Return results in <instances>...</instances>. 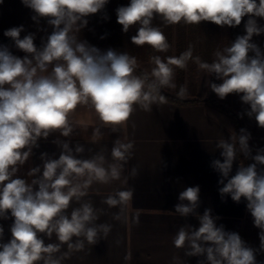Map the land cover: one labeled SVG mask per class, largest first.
<instances>
[{"label":"clouds","instance_id":"clouds-1","mask_svg":"<svg viewBox=\"0 0 264 264\" xmlns=\"http://www.w3.org/2000/svg\"><path fill=\"white\" fill-rule=\"evenodd\" d=\"M22 3L35 13L34 21L46 18L53 31L37 48L34 34L21 39L22 25L6 30L4 35L27 54L23 58L0 46V218L8 219L9 213L14 218L11 239L0 242V264H63L73 252L106 239L112 224L98 223L105 209L96 207L89 198L93 185L120 183L121 188L110 192L101 203L117 209L114 220H127L134 195V189L128 187L129 179L139 175L137 166L124 174L133 158L134 142L119 137L113 141L110 156L104 148L89 158H77L85 151L82 145L77 144L73 151L69 142L57 139L54 143L62 148L61 154L58 159L41 154L43 172L39 178L31 183L13 179L40 138L47 139L53 132L70 137L82 126L92 127V143L103 139L104 128L117 133L137 107L151 111L152 105L164 102L162 89H176L175 69H186L189 62L222 81L209 82L211 91L221 100L229 94L239 95L244 104L250 105L247 116H254L258 126L264 128V52L253 42V36L264 34V26L257 22V18L264 19V0H130L127 6L118 7L117 22L124 33L138 25L132 43L148 45L158 53L167 52L171 46L162 27L153 26L156 17L165 27L181 22L199 25L203 21L236 27L247 17L246 34L237 36L230 46L218 48L212 62L194 56L189 45L179 56H151L154 66L139 74L135 56L111 48L102 52L79 39L88 24L87 17L104 9L108 0ZM176 94L186 98L187 86H180ZM82 115L91 119L84 120ZM250 138V133L241 128L239 134L232 131L229 139H220L216 147L223 161L213 160L212 167L221 176L222 197L230 196L237 203L242 197L247 201L254 226L260 230L259 248L248 246L238 233L226 231L223 225L217 226L219 217H213L211 209L198 214L200 188L187 187L179 193L175 213L180 217L194 215L199 227H180L173 244L184 249L188 257H205L198 264H257V254L264 253V167L258 168L264 166V148L252 155ZM238 154L254 162L241 163L230 177ZM40 172L37 166L28 176ZM3 235L0 226V240ZM53 236L55 242L45 243V237L52 241Z\"/></svg>","mask_w":264,"mask_h":264},{"label":"crops","instance_id":"crops-1","mask_svg":"<svg viewBox=\"0 0 264 264\" xmlns=\"http://www.w3.org/2000/svg\"><path fill=\"white\" fill-rule=\"evenodd\" d=\"M34 15L33 10L23 5L22 0H3L0 3V38L11 39L4 32L22 25L24 31L20 34L21 39L32 33L35 36L34 44L40 48L53 28L46 18L34 21ZM87 19L88 24L80 31L79 39L102 52L112 49L110 0L104 9ZM0 46H7L17 57L27 55L16 48L14 42L0 41ZM179 75V79L175 75V90L164 89L169 93H177L180 86L186 85L193 96H186L184 100L197 99L198 102L179 104L165 100L152 105L151 111L137 107L130 120L117 133H111L108 128L102 129L103 139L97 143L91 142V126L77 128L70 137L53 132L47 139L38 140V147L33 148L32 155L12 177L24 179L27 183L39 178L43 172L41 154L46 153L52 159H58L61 154L62 148L54 143L57 139L69 142L73 151L77 144L82 145L85 151L77 158H89L104 148H107L106 154L110 156L113 141L119 137L134 142L133 158L126 165L124 174L128 175L131 167L137 166L139 175L129 179L128 187L134 189V195L128 208L127 220H114L113 213L117 209H109L101 203L110 192L121 188L120 183L93 185L89 198L96 207L105 209L98 223H110L112 230L106 239H101L93 246H86L83 251L73 252L63 264H198L205 257H188L184 249H178L173 244V238L180 227L186 224L199 227V221L194 215L180 217L175 213V205L180 202L179 193L191 186L200 188V203L196 209L198 214L203 215L206 209H211L212 216L219 217L216 220L217 226L223 225L226 231L238 233L248 246L259 248L260 230L254 226L253 217L246 208L247 201L242 197L237 203L230 196L222 197L219 192L223 187L219 183L221 176L212 167V161H223V158L216 144L220 139H229L232 131L239 134L240 130L232 114L219 108L213 100L242 117L243 127L251 135L249 147L252 155L256 154L257 149L264 148V128L258 126L254 116H247L250 105L244 104L239 95L229 94L223 100L217 95L213 98L214 92L207 80L199 85L200 94H194L197 80L191 83L188 77L185 78L182 73ZM82 119L90 120L91 117L82 115ZM253 162L249 158V164ZM240 164L238 154L230 177L235 175ZM37 166L41 172L29 177L30 169ZM34 190H38V186H34ZM13 222L10 213L8 219L0 218V226L4 229L0 242L6 243L11 239L10 228ZM49 242H55V236L52 241L45 237V243ZM256 259L257 264H264V253H258Z\"/></svg>","mask_w":264,"mask_h":264},{"label":"rangeland","instance_id":"rangeland-1","mask_svg":"<svg viewBox=\"0 0 264 264\" xmlns=\"http://www.w3.org/2000/svg\"><path fill=\"white\" fill-rule=\"evenodd\" d=\"M125 3V6H127L130 3V0H120V2ZM205 22L203 23L202 27L204 28L203 32H196V37H193L192 31H187L185 33H181L185 40V45L181 46V49L184 51L188 49L189 45L193 48V55L199 56L201 60L206 62H212L213 60V53L219 48L222 49L225 46H228L227 41L228 36L225 35V26L218 27V32L210 33L209 35L205 34L206 28H205ZM257 22L259 25L264 26V19L257 18ZM153 26H160L162 27V30L167 37L168 43L170 44V49L165 53H158L154 52L150 46L144 45V46H137L132 43L131 37L136 34L138 30V25L133 26L129 29L127 33H124L122 30V25H120L118 22L115 23V32L113 33V43H112V49L116 50L118 52L124 53L127 52L132 56H135L137 58L139 68H141L144 71H150L151 68L154 66L150 63V57L153 55H160L163 57H169V56H179L182 52L179 51L178 41H180V35L179 33L180 28L177 25H171V26H163L162 21L158 17L153 19ZM255 41L257 42V45L261 48L262 52H264V34H261L259 36H253ZM250 55H254L250 53ZM179 73H182L184 77H188L189 81L192 83L193 80H197V88L194 90L196 93L194 94H200L201 89L199 85L206 80L208 82L212 83H222L221 80H217L214 75H207L203 71H201L198 66L195 63L189 62L186 69H175V75L177 79H179L180 75ZM189 87V86H188ZM175 90V89H171ZM191 90V89H190ZM177 91V90H176ZM171 94L177 95L176 93ZM187 96H193L190 92ZM216 94L214 93L213 98H215Z\"/></svg>","mask_w":264,"mask_h":264},{"label":"trees","instance_id":"trees-1","mask_svg":"<svg viewBox=\"0 0 264 264\" xmlns=\"http://www.w3.org/2000/svg\"><path fill=\"white\" fill-rule=\"evenodd\" d=\"M120 6H125V3L120 2V0H110V32H111V42L113 43V33L115 32V23L117 22V8ZM247 17H245L244 19H242V22L239 26L236 27H229V26H225V35L228 36V41L227 44L228 46L231 45L232 42H234V40L236 39L237 36L239 35H244L245 33V28H244V24L246 23ZM204 21L201 22L199 25H185L182 22L180 24H176L179 28H180V41H178V44H180L179 46V51L181 52L184 51L183 49H181L182 45H185V40L183 37V35L181 33H185L187 31H192L193 33V37H196V32H203L204 28L202 27ZM218 25L208 22H205V34L209 35L210 33L214 32L213 30L216 31V33L218 32ZM0 41H5V42H13L11 39H1ZM253 42L257 44V42L255 41L254 37H253ZM144 70H142L141 68H138L137 72H143ZM162 95L165 96V100L171 101V102H175V103H179V104H191V103H195L198 102L199 100L195 99V100H184V99H180L178 98L177 95L171 94L169 92H167L165 89H162ZM213 102L222 110L232 114V116L234 117L235 121H236V125L238 127V129L240 130L243 127V121L242 118L240 117V115H238L237 113H235L234 111H232L229 107H225L221 104H218L215 100H213ZM240 161L241 163H244L245 165L249 164V158H245L243 156V154H240Z\"/></svg>","mask_w":264,"mask_h":264}]
</instances>
